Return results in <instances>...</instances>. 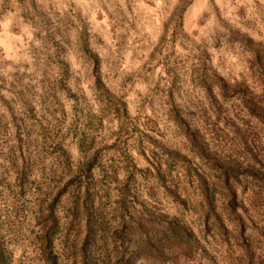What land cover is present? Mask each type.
Wrapping results in <instances>:
<instances>
[{
    "label": "clouds",
    "instance_id": "1",
    "mask_svg": "<svg viewBox=\"0 0 264 264\" xmlns=\"http://www.w3.org/2000/svg\"><path fill=\"white\" fill-rule=\"evenodd\" d=\"M50 2L36 0L37 13ZM152 5L156 35L163 32L161 25L167 21L187 40L180 27L181 0H152ZM85 6V25L94 14L103 12L114 17L118 38L121 32L132 31L130 26L140 27L146 7L142 0H63L58 19L71 29L68 21ZM201 7L199 40L175 56H169L174 51L171 41H165L163 55L148 65L151 72L147 67L137 70L125 65L127 71L117 67L130 82L126 80L114 99L123 105L120 123L125 127L148 121V127L167 140L173 131L179 132L174 120L188 125L190 136L184 144L189 154L193 159L209 158L226 178L218 198L228 209V220L213 215L212 186L201 195L194 181L173 173L166 185L169 195L163 190L153 192L139 173H133V178L119 181L123 186L127 180L131 187L133 195L126 201L113 199L101 205L81 190L78 213L66 207L58 230L49 235L52 221L46 193L68 179H79L85 171L88 187L94 190L100 182L94 154L115 139L110 123L103 132L91 134L96 135L94 143L90 135L85 145L80 135L87 131L84 123L88 120L113 119L110 101L102 95L107 89L99 82L102 60L98 58L96 87L101 91L83 112L72 113L67 120L63 105H56L60 111L53 115L43 111L40 101L47 89H42L38 79L25 80L13 90L8 86L0 90V264H264V0H203ZM16 8L18 0H0L6 19ZM39 19L37 15V23ZM2 43L7 49L17 41L3 35ZM149 43L151 51L155 43ZM220 43L227 50L229 72L215 81L196 79L201 65L209 76L217 72L213 48ZM55 53L56 49H50V55L55 57ZM112 54L114 60L120 58L115 48ZM177 60L182 63H172ZM186 65L197 69L195 76ZM9 69L22 71L4 58L5 74ZM68 87L77 91L71 81ZM131 96L135 100L130 104ZM77 104L82 106L80 101ZM32 108L36 119L30 115ZM217 108L227 109V126L217 123L213 130L211 121L205 124V111L211 116ZM121 147L129 156L133 154L131 141ZM205 199L211 209L207 219ZM54 215H58L56 210ZM149 221L152 227L145 232L140 225L147 226ZM172 222H178L177 231L169 227ZM149 237L160 241L159 250L149 245Z\"/></svg>",
    "mask_w": 264,
    "mask_h": 264
},
{
    "label": "rangeland",
    "instance_id": "2",
    "mask_svg": "<svg viewBox=\"0 0 264 264\" xmlns=\"http://www.w3.org/2000/svg\"><path fill=\"white\" fill-rule=\"evenodd\" d=\"M62 2L63 0H51L42 13H37L36 0H18V8L10 10L15 14L8 16L7 19L5 18L6 12L0 11V90L6 86L9 87V90H13L17 84L25 80L38 79L42 89L45 87L47 89L40 101L43 111L48 115H53L60 111L56 105H63L62 115L67 120L70 114L77 111L83 112V107L87 106L95 98L96 93L101 91L96 87L98 83L97 59L99 58L102 60L99 82H103L104 88L107 89L102 92V95L110 101L109 114L113 119L111 121L106 119L88 120L84 123V128L87 131L80 135L82 141L87 145L91 134L103 132L110 123L111 134L115 136V139L111 143L104 144L94 154L96 176L100 182L96 184L94 190L90 191L89 189L87 193L92 195L94 202L99 199L101 205H107L113 199L117 202L126 201L129 196L133 195L131 187L127 180L123 186L119 181L125 177L133 178V173H139L142 181L153 192L163 190L168 193L166 185L173 177V173L183 179L190 178L197 186V179L204 176L208 186H212L214 189L218 185L216 179H218L219 173L207 157L196 156L193 159L189 154L190 150L184 144V141L188 139L175 120L173 123L179 132L173 131L167 140L156 132V129L148 127V121L125 127L120 123L122 115L120 109L123 105L119 104L118 99H114L117 92L126 86V80L130 82V78L122 77L116 71L117 67L125 71H127L125 65L127 68L137 70L147 67L151 72L152 69L148 65L157 63L158 55H163L162 44L165 41H171L174 47V51L169 53V56H175L177 53L188 51V46L199 40L200 32L203 29L204 11L201 7L203 0H181L183 7L180 12V27L184 30V36L188 37L187 40L179 36L177 29L169 25L167 21L161 25L163 32L156 35V18L151 11L152 0H142L146 7L142 11L140 27L130 26L132 31L121 32L119 38L116 34V25L113 23L114 17L105 15L103 12L94 14L90 23L85 25L82 15L86 11V6L74 14V17L68 21L71 24V29L67 28L63 21L58 19V6ZM172 11L175 13L176 9H172ZM37 15L40 17L39 23L36 22ZM171 19L169 17V20ZM38 28L39 30H37ZM168 32L170 35H164ZM3 35L17 41L14 48L6 49L3 46ZM57 36L60 37L59 40L56 39ZM177 39L183 40V43L177 44ZM149 42L155 43V47H152L151 51H149ZM52 48L56 49L55 57L49 54ZM113 48L119 55V59H113ZM213 54L218 61L217 72L209 76L205 66L201 65V74L196 79L204 78L215 81L218 75L229 72L227 50L224 49L222 43L213 48ZM145 56L146 60H144ZM169 56H165V59L167 60ZM4 58H7L9 65L15 64L22 71L9 69L5 74L3 71ZM172 63H182V61L177 60ZM186 67L192 76H195L197 69L191 65H186ZM76 71H81V75L76 76ZM166 74L172 73L166 71ZM69 81L77 88L76 92L68 87ZM172 86L173 88L176 86L175 75H173ZM54 89L58 90L62 96H57ZM109 92L112 93V96L108 95ZM134 100L135 97L131 96L128 102L131 104ZM77 101H80L82 106H79ZM191 111L195 112V108ZM226 111L227 109L217 108L211 116L205 111V116H207L205 124L211 121L213 130L217 123L227 126ZM30 115L32 119H36L35 108L30 110ZM123 118L127 119L126 113L123 114ZM41 119L46 120L47 117L42 116ZM41 127H44L43 124ZM91 140L94 143L96 135H91ZM130 141L133 148L131 156L126 154V151L121 147L126 148ZM88 179L85 171L81 173L79 179H68L58 187L50 188L46 193L48 205L53 202L54 211L56 210L58 214V221L63 216L66 207L69 212L78 213L79 209L75 206L77 202L80 203L81 190L85 193L84 187L88 186ZM64 188V192L60 196L57 195V192ZM168 194L170 195V193ZM220 203L221 201L218 202V206ZM70 226L74 227V225ZM140 227L147 232L152 227V223L149 221L147 226L141 224ZM148 243L152 248L159 250V240L149 237Z\"/></svg>",
    "mask_w": 264,
    "mask_h": 264
},
{
    "label": "trees",
    "instance_id": "3",
    "mask_svg": "<svg viewBox=\"0 0 264 264\" xmlns=\"http://www.w3.org/2000/svg\"><path fill=\"white\" fill-rule=\"evenodd\" d=\"M176 124L180 127V129L183 131L185 137L189 140V136L190 133L188 132V125L181 123V122H177L175 121ZM208 160H210L208 158ZM212 166H214L213 162L210 160ZM215 169L217 170L218 174V179L217 183L218 185L214 187L213 189V195H212V203L215 206V213H213V215H218L222 220L227 219L228 220V216H229V212L227 207L225 206V204L223 203L222 199H219V195L221 193V191L223 190V188L226 186V178L223 176V173L215 167ZM163 177V176H162ZM164 178V177H163ZM197 183H198V187L200 189V193L201 195H203V193L208 189V183L206 182V178L204 176H200L197 179ZM85 189V193L87 194L89 191L88 186L84 187ZM218 189L219 191L217 192L216 190ZM65 188L62 191L57 192V195H61L64 192ZM221 201L220 206H218V202ZM80 203L77 202V205H79ZM75 206L78 208V206ZM48 209L49 211V217L48 219L52 221L51 227L49 228V235L54 234L57 230H58V219L57 217H55L54 215V205L53 202L51 204L48 205ZM52 209V212H51ZM218 210H221V212H218ZM203 211L205 213V219H207V214L211 211L209 204H208V200L205 199L203 201ZM169 227L172 229V231H177L179 228L178 222H172L170 223Z\"/></svg>",
    "mask_w": 264,
    "mask_h": 264
}]
</instances>
